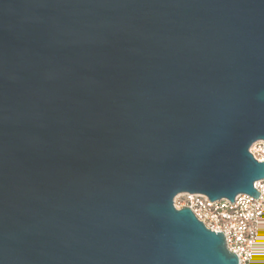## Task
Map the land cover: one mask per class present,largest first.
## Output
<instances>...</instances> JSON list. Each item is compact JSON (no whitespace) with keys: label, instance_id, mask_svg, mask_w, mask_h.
Instances as JSON below:
<instances>
[{"label":"water","instance_id":"water-1","mask_svg":"<svg viewBox=\"0 0 264 264\" xmlns=\"http://www.w3.org/2000/svg\"><path fill=\"white\" fill-rule=\"evenodd\" d=\"M257 141L264 0H0V264H238Z\"/></svg>","mask_w":264,"mask_h":264},{"label":"built area","instance_id":"built-area-1","mask_svg":"<svg viewBox=\"0 0 264 264\" xmlns=\"http://www.w3.org/2000/svg\"><path fill=\"white\" fill-rule=\"evenodd\" d=\"M249 153L264 162V141L255 142ZM257 199L238 195L234 203L222 199L210 202L199 194H180L173 206L189 208L194 216L212 232H221L228 251L236 255L238 264H264V179L254 183Z\"/></svg>","mask_w":264,"mask_h":264}]
</instances>
